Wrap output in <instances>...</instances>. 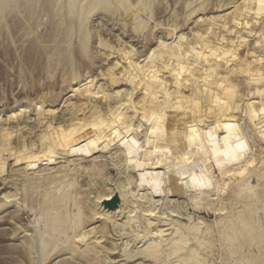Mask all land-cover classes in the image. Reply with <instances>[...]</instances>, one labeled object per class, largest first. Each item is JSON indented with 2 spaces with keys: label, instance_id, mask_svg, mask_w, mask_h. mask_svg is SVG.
I'll return each instance as SVG.
<instances>
[{
  "label": "rangeland",
  "instance_id": "374dc122",
  "mask_svg": "<svg viewBox=\"0 0 264 264\" xmlns=\"http://www.w3.org/2000/svg\"><path fill=\"white\" fill-rule=\"evenodd\" d=\"M140 1L129 0L130 7L111 5L98 8L82 31L79 29L80 16L70 13L67 0H1L0 127L8 129L15 145L17 142L27 145L37 143L47 122L58 124L68 120L72 115L71 102H87V109L94 104L105 112L108 106H115V92L125 87L134 88V98L138 101L144 90L140 83H136L139 74L134 73V68L145 69L151 63L149 54L156 50L160 42L175 46L179 52L187 53V59H190L187 65L190 67V77L184 85L178 82L177 75L168 81V85L171 83L194 96L205 89L200 77L213 72L212 90L221 98L219 102L225 100L227 92H234L242 99L250 98L253 94H264V54L259 53L262 52L260 50L254 51V36L243 33L249 41L239 49L233 62L211 60L206 44H200L199 48H203L201 52L196 48L199 45L194 36L196 33L209 34L210 38V28L224 33L222 21L214 24L208 21L235 7V4L224 5L231 0H144L143 7L146 6V9L139 7L141 9L137 11L135 6ZM137 12L140 13L141 26H137L134 21ZM233 29L240 31L235 27ZM83 34L87 35L86 50L81 48L80 35ZM152 55L162 70L167 71L173 66L160 61L158 53ZM197 56L201 59L202 68L194 66ZM226 82L231 84L230 88ZM100 86H103L104 94L96 93V88ZM167 89L172 91V87ZM78 90H82L83 97L80 98ZM105 95L110 98H104ZM155 97L152 95L150 98L153 100ZM18 107H24L25 112L21 114L23 118L13 117L12 113ZM38 107L53 109L54 114L39 115L36 110ZM19 124L25 126L20 139L14 134ZM252 132L249 133V142L254 144L255 150H259L260 144ZM143 134L138 133L137 139L142 140ZM123 144L117 148L116 155H106L94 164L89 159L86 161L84 154L74 157L78 159L73 158L75 164L83 160L81 166L74 170L81 177L76 182L69 178L68 186H60L51 175L38 174L28 181L19 173L18 167L8 162L5 179L0 180V264H186L178 258L179 255L168 253V242L174 237V232L168 235L171 229L163 232L162 237L154 235L159 229L171 227V218L188 224L185 218L175 214V217H170L172 215L168 209L159 206L155 217L140 220L137 218V205L142 206V209L148 205L143 206L144 199H135L141 201L135 204L133 197H129L131 201L127 199L128 204H118L114 210L104 207L103 203L114 195L120 199L119 191L114 186L117 181L118 185L123 182L129 184V189L136 196L147 195L143 188H136L135 184L130 183L129 177L135 174L132 168L134 161L131 160L134 149L125 140ZM122 147L126 150H122ZM99 169L101 172L97 174ZM224 178L227 179V176ZM253 184L256 185L255 180ZM15 189L17 196L11 202L8 195L16 192ZM100 190L108 193L104 201L96 200ZM256 192L259 202L251 203L245 210L237 208L242 210L241 214L237 213V209L234 210L237 207H234V203L230 205L231 196L226 194L229 210L231 208L235 212L233 222H242L240 224L248 228H245L244 234L237 233L220 241L215 228H212L219 216L206 209L198 211L187 200H181V211L193 216V224L202 219V225H205L203 228L200 226L202 231L199 229L198 240L189 242L185 246L186 251L181 252L194 254L196 259L190 264H224L226 258L229 260L227 264H264V182L257 183ZM257 205L262 210L254 214ZM168 208L172 210L173 206L170 204ZM131 209L134 212L129 214ZM159 211L167 216L157 217ZM96 213H107L113 218L107 220L104 216H95ZM228 216L231 217V214L225 216L226 220L222 217L223 223L228 224ZM127 217L130 220L123 228H114V221L120 225ZM146 220L152 223L151 227ZM209 227L212 228L210 234L206 231ZM90 228H96V234L91 236L100 235L102 239L95 242L90 240L89 251H84L83 244H73V238L81 234L83 229ZM233 229L239 230L237 226H230L228 230L233 232ZM153 244L160 245L156 248L159 252L150 257L144 250Z\"/></svg>",
  "mask_w": 264,
  "mask_h": 264
},
{
  "label": "bare ground",
  "instance_id": "6f19581e",
  "mask_svg": "<svg viewBox=\"0 0 264 264\" xmlns=\"http://www.w3.org/2000/svg\"><path fill=\"white\" fill-rule=\"evenodd\" d=\"M67 1L70 13H77L80 16L79 29L82 31L91 14L98 8H108L111 5L131 6L129 0ZM143 2L144 0L136 4L137 11L141 9L139 7H142V10L146 9V6L143 7ZM1 3L0 0V12L3 11ZM232 4H235V7H230V9L233 8L231 11L228 9V13L226 10V14L210 18L208 21L211 24L222 21L221 26L224 33L215 32L210 28L211 38L209 34L205 33L194 35L196 42L199 43L196 48H199L202 43L206 44V50L209 52L208 57L216 62H233L235 60L239 49L247 45L249 41L243 33L246 36H254V51L255 49L260 50L262 52L259 53L264 54V0H231L228 4L224 3V5ZM139 14L134 18L137 26H141L142 23ZM233 27L240 31L234 30ZM86 39L87 35H80L81 48L84 50H86ZM202 50L203 48H199V52ZM152 53H158L157 57L164 64H173L171 69L162 70L159 62H155L152 58ZM152 53L148 56L151 63L145 69L141 70L137 66L134 68L136 69L134 73L139 74L136 83H140L144 90L138 101H135L134 98V88L125 87L115 92L116 104L114 107L108 106L105 112L91 103L90 109L89 107L87 109V102L80 104L71 102L69 105L72 110L71 117L69 114L68 120L62 123L57 122L58 124L47 122L41 135L38 134L40 136L37 143L31 142L29 145L25 142H17L15 145L10 138L8 129L1 126L0 180L4 181L5 168L10 162L13 167H18L19 173L28 178V181L33 180L38 174L39 176L51 175L60 186L63 184L68 186L69 178H73V181L76 182L77 178L81 177L74 170L77 166H81L83 160L75 164L74 157L84 154L86 161L89 159L94 164L106 155H116L117 148L125 145L123 144L125 140V143L134 149L131 160L134 161L132 168L135 174L131 173L133 175L129 177L130 183L131 185L135 184L136 188H143L147 195L136 196L129 189V184L123 182L118 185L117 181L114 186L119 191V206L128 204L127 199L133 197L134 200L144 199L143 206L148 205L146 209L137 205V218L140 220H145L146 217H155L159 206L168 209L172 215L170 217L178 215L185 218L188 224L171 218V223H169L171 227L166 230L159 229L154 235L158 238L162 237L163 232L171 229L168 235L171 236L174 232V237L168 242L170 246L168 253L179 255L178 258L181 261L190 264L196 259L194 254L191 252L186 255V252L185 254H181V252L185 250V246L189 242L198 240L196 237L204 221L200 219L199 222L193 224V216L181 211L183 206L181 200H187L198 211L206 209L212 211L217 217L219 216L216 217L218 220H215L212 225L219 236V241L224 237L236 236L237 233L244 234L245 228H248L240 224L242 222L234 223L233 214L237 208L245 210L251 203L259 202L256 187L258 182H264V94H253L250 98L242 99V96L234 92L230 94L227 92L228 95L224 96L225 100L219 102L221 98L212 90L214 86L211 83L213 72H209L200 77L203 79L205 89L192 96L178 89V86H173L171 83L168 85V81L175 75L179 77L178 82L183 85L185 80L190 77V67L187 66L190 59H187V53L179 52L175 46L167 42H160ZM239 54L241 53L239 52ZM198 57L194 60V66L202 68L201 59ZM184 76L187 77L184 78ZM220 82L221 80L218 83ZM225 84L227 85L228 82ZM227 86L230 88L231 84ZM167 87H172V91L169 92ZM103 91V86L96 88L97 94L103 93ZM78 94L80 98L84 95L82 90H78ZM152 95L156 96L153 100L150 98ZM105 97L110 98L109 95H105ZM105 107L107 106L105 105ZM141 108L142 110H140ZM36 110L39 115L54 114V110L49 108L38 107ZM24 112V107L23 109L18 107V110L12 114L13 117L19 118ZM24 128L23 125H17L14 130L16 137L21 136ZM249 128H252L255 139L260 144L259 150H255L254 144L251 145L249 142L251 140L249 133L252 132L249 131ZM141 132H144L141 135L143 136L142 140L137 139L138 133ZM241 142L245 145L243 151L236 147ZM122 150H126L125 147H122ZM99 172H101L100 169L96 173ZM229 173L233 174L229 175ZM224 176H227V179ZM126 180L128 182V179ZM253 180L256 181V185L253 184ZM201 184L206 186H201ZM227 193L231 196L230 205L234 203V207L237 206L234 210L232 209L233 211L231 208L229 210V204L225 200ZM97 194L96 200L101 201L108 193L105 190H100ZM16 196L17 190L14 193H9L8 198L12 202ZM136 202L140 203L141 201L135 200L134 203L136 204ZM97 203L99 204V202ZM170 204L173 206L172 210L168 208ZM132 209L129 214L134 212ZM237 210L238 214L242 213V210ZM261 210L262 208L257 205L254 214H258ZM157 213V217L160 218L167 216V214H163V211ZM106 214L96 213L95 216H104L107 220L113 218ZM174 214L175 216H173ZM228 214H231V217L228 216L230 219L226 221L228 224L223 223ZM129 220L130 218L127 217V220L121 222L120 225L115 224L116 221H114L113 226L115 229L123 228ZM148 221L146 220V223L151 227L152 223ZM110 223L112 224V222ZM204 226L202 225V228ZM230 226L232 228L237 226L239 230L233 229L231 230L233 232H229ZM212 228L206 229L208 234ZM95 231L96 228L83 229L81 234L74 236L73 244H83L84 251H89L90 240L93 239L95 242V240L102 239L100 235V237L91 236L96 234ZM144 231L146 232V230ZM159 244L150 245L143 250L148 256L153 257L159 252L156 249L160 246ZM43 247L45 246L43 245ZM227 247L230 248V244ZM228 261L227 258L224 259V264H227Z\"/></svg>",
  "mask_w": 264,
  "mask_h": 264
},
{
  "label": "water",
  "instance_id": "95a60500",
  "mask_svg": "<svg viewBox=\"0 0 264 264\" xmlns=\"http://www.w3.org/2000/svg\"><path fill=\"white\" fill-rule=\"evenodd\" d=\"M119 204V198L117 195H114L110 200L105 201L103 203L104 207L108 210L116 209L117 205Z\"/></svg>",
  "mask_w": 264,
  "mask_h": 264
},
{
  "label": "snow or ice",
  "instance_id": "6c2138e0",
  "mask_svg": "<svg viewBox=\"0 0 264 264\" xmlns=\"http://www.w3.org/2000/svg\"><path fill=\"white\" fill-rule=\"evenodd\" d=\"M236 147H237V149H239V150H241V151H243L244 150V148H245V145L243 144V142H241V143H239V144H237L236 145ZM225 155H227L228 153H224ZM233 173H229V175H232ZM241 175L243 174V172L241 171V173H240ZM201 186H206V185H204V184H201Z\"/></svg>",
  "mask_w": 264,
  "mask_h": 264
}]
</instances>
